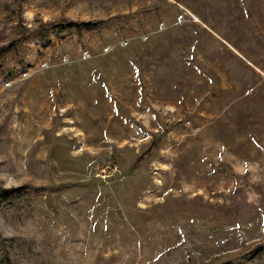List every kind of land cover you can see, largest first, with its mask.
<instances>
[{"label":"rangeland","instance_id":"obj_1","mask_svg":"<svg viewBox=\"0 0 264 264\" xmlns=\"http://www.w3.org/2000/svg\"><path fill=\"white\" fill-rule=\"evenodd\" d=\"M0 264H264V0H0Z\"/></svg>","mask_w":264,"mask_h":264},{"label":"trees","instance_id":"obj_2","mask_svg":"<svg viewBox=\"0 0 264 264\" xmlns=\"http://www.w3.org/2000/svg\"><path fill=\"white\" fill-rule=\"evenodd\" d=\"M80 26L84 28H90L93 26V24L92 23H82L79 26L76 25V27H80Z\"/></svg>","mask_w":264,"mask_h":264},{"label":"built area","instance_id":"obj_3","mask_svg":"<svg viewBox=\"0 0 264 264\" xmlns=\"http://www.w3.org/2000/svg\"><path fill=\"white\" fill-rule=\"evenodd\" d=\"M115 169V168H114ZM116 170V169H115Z\"/></svg>","mask_w":264,"mask_h":264}]
</instances>
